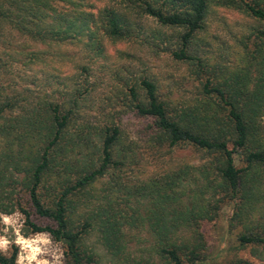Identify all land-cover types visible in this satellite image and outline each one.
<instances>
[{
	"label": "trees",
	"instance_id": "trees-1",
	"mask_svg": "<svg viewBox=\"0 0 264 264\" xmlns=\"http://www.w3.org/2000/svg\"><path fill=\"white\" fill-rule=\"evenodd\" d=\"M94 1L0 0V17L31 41L20 54L41 70L71 60L70 51L77 48L96 63L108 48L137 39L130 13L178 29L174 54L194 61L204 96L179 110L159 94L153 78L144 77L126 88L125 111L148 120L147 148L189 145L207 160L131 182L140 144L126 133L124 140L115 121L100 127L97 140L72 131L90 90L51 73L56 77L48 83L51 91L30 107L23 158L0 168V230L2 215L19 212L23 236L47 233L62 247L63 264H104V256L113 264H204L205 223L217 218L224 203L237 204L239 219L248 208L264 213V24L255 31L261 40L255 47L256 77L249 63L214 83L207 61L186 50L215 12L236 9L264 19V0H106L97 10ZM215 98L224 102L222 108ZM89 144L94 156L81 151ZM107 173L110 180L104 181ZM258 225L260 230L238 236L239 246L253 243L252 250L264 258V224ZM17 254L13 245L0 250V264H17Z\"/></svg>",
	"mask_w": 264,
	"mask_h": 264
},
{
	"label": "rangeland",
	"instance_id": "rangeland-1",
	"mask_svg": "<svg viewBox=\"0 0 264 264\" xmlns=\"http://www.w3.org/2000/svg\"><path fill=\"white\" fill-rule=\"evenodd\" d=\"M106 3V0H95L94 10ZM129 17L137 39L108 48L106 57L96 63L91 62L84 49L75 48L70 51L71 60L56 62L55 68L44 70L29 64L24 54H20V48L26 49L23 44H31V41L0 17V108L4 109L0 111V168L10 164L12 158L21 156L22 134L25 128L30 127L27 121L31 115L30 107L45 91H51L48 83L56 78L51 73L67 82L78 81L82 89L87 86L90 90L89 94L84 93L87 98L82 102L83 107L80 106V115H75L72 131H82L80 135L85 136L89 133L97 140L100 127L115 121L123 132L124 140L126 133L128 139L140 144L137 166L133 173L128 171L131 182L180 169L185 164L199 166L206 162L204 155L189 145L175 146L170 150L166 147L156 150L150 146L148 149V131L145 128L148 120L132 111H125L126 88L144 77L153 78L159 94L179 110L204 96L195 67L191 64L194 61L180 59L174 54V50L180 47L178 29L161 25L152 16L130 13ZM263 24L264 19L243 11L221 9L210 17L205 30L191 40L186 52L207 61L210 66L206 68L207 75L214 83L228 79L235 72L240 73L249 63V71L256 77L260 66L255 47L261 40L255 31ZM86 64L88 70L84 72L82 66ZM7 100L11 101L10 106L4 105ZM219 102L222 108L224 102ZM260 122L264 129V112ZM30 140L35 142V136ZM81 151H90L94 156L91 144L88 147L82 145ZM236 163L244 165L238 158ZM105 180H110L108 173ZM261 186L264 188V183ZM236 207L234 201H227L218 211L217 218L205 223L208 257L204 264H240L237 262L239 259L264 264V258L252 250L253 243L241 248L238 240L240 234L250 229L260 230L258 224H264V213L248 208L246 215L239 219L234 215ZM2 219L0 250L9 251L12 245L15 246L18 250L17 264H63L62 247L53 242L47 233L23 236L22 214L14 212L2 215ZM109 261L107 256L102 259L104 264L116 263Z\"/></svg>",
	"mask_w": 264,
	"mask_h": 264
}]
</instances>
